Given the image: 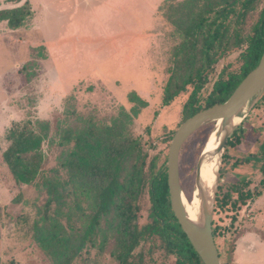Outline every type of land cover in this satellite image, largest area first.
Listing matches in <instances>:
<instances>
[{
	"label": "rangeland",
	"instance_id": "374dc122",
	"mask_svg": "<svg viewBox=\"0 0 264 264\" xmlns=\"http://www.w3.org/2000/svg\"><path fill=\"white\" fill-rule=\"evenodd\" d=\"M58 1L40 0L38 18H27L25 27L23 24L12 29L6 21L0 23V264H54L34 237V225L44 222L46 188L41 180L31 185L17 183L1 161L2 152L8 146L6 132L14 122L43 120L51 123L52 141H45L43 145L46 157L43 175L53 177L62 150L56 131L59 124L65 125V112L95 111L99 118L109 119L121 106L130 110L133 104L128 101V94L136 91L148 106L134 119L133 133L142 140L149 154L148 161L159 157L158 165H161L167 162L172 138L184 122L183 107L193 90L189 86L169 105H163L164 88L170 77L168 70L180 41L179 37H174V27L165 18L162 8L164 2L170 0H130L126 3L132 7L130 10L115 13L108 9L107 0L72 1L64 7L69 13L76 10L77 14L84 15L81 19L87 27L82 32H77L76 27L79 16L67 17L66 13H61ZM11 6L13 4L3 0L0 9ZM153 9L157 14L150 16ZM125 13L129 17H124ZM257 19L258 11L248 19L247 30ZM122 25H130L129 32L123 30ZM239 54V51L230 53L215 66L201 92L203 96L211 90L222 70L226 69L227 73L239 70ZM74 118L70 117L69 122ZM246 118L243 121L247 137L231 146L233 159L224 165L223 171L225 181L246 176L253 180L251 188L254 189L262 178L260 163L252 160L236 167L233 163L258 152V145L264 140V104L254 106ZM216 124L212 122L199 128L181 148L180 182L190 203L194 200L200 155ZM61 176H65L64 171L60 172ZM261 190L260 197L235 212H214L213 222L221 232L216 243L224 258L237 235L247 232L244 221H251L247 227L252 224L264 241V188ZM140 204L138 223L143 226L150 222L151 201L147 189ZM54 207L55 204L50 207L49 214H53ZM233 219L234 229L231 228ZM73 225L79 222L71 221L70 226ZM139 252L144 254L143 264H175V257L165 254L157 237L143 242L135 254ZM238 262L244 263L242 256L233 258L231 264ZM72 264H117V261L88 248Z\"/></svg>",
	"mask_w": 264,
	"mask_h": 264
},
{
	"label": "trees",
	"instance_id": "16d2710c",
	"mask_svg": "<svg viewBox=\"0 0 264 264\" xmlns=\"http://www.w3.org/2000/svg\"><path fill=\"white\" fill-rule=\"evenodd\" d=\"M162 8L174 27V37L180 39L168 70L170 77L164 88L163 105H169L192 86L183 107L185 121L207 107L225 102L258 65L264 52V0H170ZM257 11L258 19L247 30L248 19ZM31 16L28 4L0 9V22L6 21L12 29L22 26ZM235 51L240 52L239 70L228 73L222 70L211 90L203 96L201 92L215 66ZM128 101L133 104L130 110L121 106L109 119L99 118L95 111L82 114L67 110L64 127L59 124L56 131L62 147L59 166L49 178L43 175L46 161L43 145L52 141L51 123L14 122L7 130L8 146L2 152V163L17 183L31 185L41 180L47 190L44 222L34 225L35 240L54 264H72L88 248L110 255L117 264H143L144 254L135 252L143 242L155 237L165 254L175 257V264H203L171 209L166 161L161 165H158L159 157L148 161L142 140L133 133L134 119L148 102L136 91L128 94ZM261 104L264 93L255 107ZM72 116L75 118L70 123ZM244 126L245 121L226 143L216 213L235 212L263 194L264 140L258 145L257 153L233 163L234 167L252 160L260 163L259 186L252 189L253 180L246 176L225 181L223 167L233 159L231 146L246 139L248 131ZM62 171L64 177H60ZM146 189L151 201L150 222L140 226V202ZM53 204V214H49ZM71 221L79 225L70 226ZM234 225L233 219L231 228ZM213 234L215 241L221 236L214 222ZM236 239L225 258L217 245L222 264H231Z\"/></svg>",
	"mask_w": 264,
	"mask_h": 264
},
{
	"label": "water",
	"instance_id": "95a60500",
	"mask_svg": "<svg viewBox=\"0 0 264 264\" xmlns=\"http://www.w3.org/2000/svg\"><path fill=\"white\" fill-rule=\"evenodd\" d=\"M263 93L264 52L258 65L248 73L225 102L216 103L186 119L172 138L167 162L164 167L167 171L170 205L178 223L203 264H222L213 234V217L226 143L235 129L246 118L247 113L260 100ZM242 114L241 121L235 124L236 118H239ZM218 121H220V125L217 128ZM212 122L217 123L213 132L217 129V136L219 138L217 148L219 164L215 175L212 195L209 196L204 189L200 191V218L196 223L189 219L184 207L179 174V156L185 141L199 128ZM204 149L200 155L197 170L201 168L203 160L207 157Z\"/></svg>",
	"mask_w": 264,
	"mask_h": 264
},
{
	"label": "crops",
	"instance_id": "0c3cea01",
	"mask_svg": "<svg viewBox=\"0 0 264 264\" xmlns=\"http://www.w3.org/2000/svg\"><path fill=\"white\" fill-rule=\"evenodd\" d=\"M1 2L3 0H0ZM76 2V1H85V0H63V2L58 1V8L60 9L61 13H66L67 17H78V20L76 22L77 32H82L84 27H87L86 23H83L82 17L84 15L77 14L76 10H73L71 13L68 12V9L64 7V5L67 7L70 2ZM97 1V0H96ZM130 0H107L105 4L109 5L108 9H111L113 13L115 12H121V11H127L130 10L132 7L127 6L126 3ZM1 2H0V8H1ZM6 2L13 6L7 7V8H14L18 6H22L24 4H28L30 6L32 17L38 18V10L37 5L39 4L40 0H21L20 2H14V1H8ZM110 3V4H108ZM158 3V2H157ZM159 4V3H158ZM104 5V4H103ZM102 9V7H101ZM153 14L150 16H155L157 14V10H152ZM104 16L106 15V11H103ZM87 15V14H86ZM124 17H129L124 14ZM130 18H135L134 16H131ZM129 18V19H130ZM122 19V18H121ZM128 19V20H129ZM5 22V21H4ZM124 22V19H123ZM1 23V22H0ZM82 23V24H81ZM81 24V25H80ZM24 27L26 24L24 23ZM22 26V27H23ZM93 27H97V25H92ZM124 28L123 30H127L129 32L130 25H122ZM85 33V32H83ZM246 224V228H248L247 232H242L239 237L235 241V250H234V256L233 258H240L243 257L244 263L242 264H264V241H262L263 238H261V235L259 236V233L256 231L255 227L251 224L249 227H247V223L251 221H244ZM238 264H241L238 262Z\"/></svg>",
	"mask_w": 264,
	"mask_h": 264
},
{
	"label": "bare ground",
	"instance_id": "6f19581e",
	"mask_svg": "<svg viewBox=\"0 0 264 264\" xmlns=\"http://www.w3.org/2000/svg\"><path fill=\"white\" fill-rule=\"evenodd\" d=\"M242 116L243 114L239 118H236L235 124L241 121ZM219 123L220 121H218L217 128L220 125ZM218 144L219 138L217 136L216 129V131L209 136L204 146V150L207 153V157L203 160L201 168L199 170L196 169L193 202H188L184 190L182 188L184 207L189 219L192 222L197 223L200 218L201 202L199 197L201 189H204V191L209 196L212 195L215 182V175L219 164V155L217 153Z\"/></svg>",
	"mask_w": 264,
	"mask_h": 264
}]
</instances>
